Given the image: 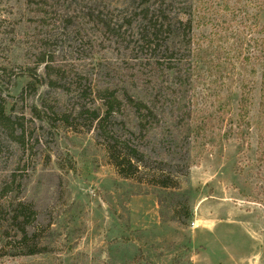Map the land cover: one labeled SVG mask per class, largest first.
<instances>
[{
	"label": "rangeland",
	"instance_id": "obj_1",
	"mask_svg": "<svg viewBox=\"0 0 264 264\" xmlns=\"http://www.w3.org/2000/svg\"><path fill=\"white\" fill-rule=\"evenodd\" d=\"M127 2L0 0V208L31 209L0 264H264V0H193L174 60L140 44ZM112 90L154 98L162 122L133 143L173 187L124 179L90 128Z\"/></svg>",
	"mask_w": 264,
	"mask_h": 264
},
{
	"label": "trees",
	"instance_id": "obj_2",
	"mask_svg": "<svg viewBox=\"0 0 264 264\" xmlns=\"http://www.w3.org/2000/svg\"><path fill=\"white\" fill-rule=\"evenodd\" d=\"M192 1L128 0L127 7H134L139 15L138 40L140 44L145 45L146 48L154 52L169 53V60H174L181 50L190 52L193 29ZM171 69L175 73V68L172 67ZM33 76L37 79V76ZM107 95L99 96L104 117L100 115V111H94V118L90 123V128L95 126L97 136L105 140V147L114 164L120 168L121 176L124 179H131L160 188L173 187L176 184L175 179L164 170H161L158 174H152L151 177L145 176V178L142 176V170L148 167L145 164V159L150 158L147 152L141 150L133 143V141L148 139V134H151L154 125L162 122L159 120L160 112L154 98L144 101L136 99L128 92L123 97L118 98L113 90L107 92ZM247 101L248 97L242 96L239 103V116L243 120H245L248 113ZM180 104L181 102L178 105ZM122 108L130 109L132 113L131 122H133L134 127L132 129L130 126L125 125L123 127L126 130L125 134H117V132H112L106 125L109 118L113 119L114 115L120 114ZM175 111L172 112L171 116L175 114ZM84 112L85 108L81 107L78 115L83 116ZM4 119L8 118L4 115L3 110H0V120ZM5 191L8 192V189H5ZM1 209H5L7 215L4 220L6 227H3L4 231L2 232L5 243L0 245V258L7 255L3 251L7 249L10 241L9 232L14 233L20 244L28 240L26 222L31 214V209L22 203H18L12 208H10V205L3 206ZM46 252V248H39L38 245L34 244L33 246H27L23 253H25L24 255L32 256Z\"/></svg>",
	"mask_w": 264,
	"mask_h": 264
},
{
	"label": "built area",
	"instance_id": "obj_3",
	"mask_svg": "<svg viewBox=\"0 0 264 264\" xmlns=\"http://www.w3.org/2000/svg\"><path fill=\"white\" fill-rule=\"evenodd\" d=\"M192 228H196V223H192Z\"/></svg>",
	"mask_w": 264,
	"mask_h": 264
}]
</instances>
